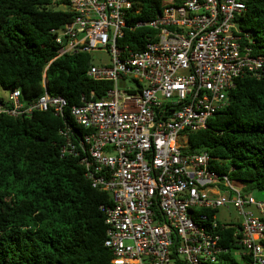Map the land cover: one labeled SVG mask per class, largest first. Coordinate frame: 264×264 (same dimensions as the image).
<instances>
[{
  "label": "built area",
  "instance_id": "1",
  "mask_svg": "<svg viewBox=\"0 0 264 264\" xmlns=\"http://www.w3.org/2000/svg\"><path fill=\"white\" fill-rule=\"evenodd\" d=\"M62 1L71 15L51 29L55 58L104 51L109 61L89 66L87 76L111 87L71 106L47 91L23 102L11 89L0 115L51 110L81 128L64 125L59 153L77 158L91 187L111 197L99 206L110 264H222L228 250L219 230L228 227L235 228L234 256L264 264V200L212 170L208 152H185L187 133L224 109L237 80L263 75L264 56L238 23L246 0H161L151 20L130 27L153 31L138 49L118 43L134 0ZM229 206L239 221L219 222L215 212Z\"/></svg>",
  "mask_w": 264,
  "mask_h": 264
},
{
  "label": "trees",
  "instance_id": "2",
  "mask_svg": "<svg viewBox=\"0 0 264 264\" xmlns=\"http://www.w3.org/2000/svg\"><path fill=\"white\" fill-rule=\"evenodd\" d=\"M64 4L0 0V87L20 90L23 102L47 91L77 105L82 97L100 99L111 87L110 82L87 76L94 64L91 53L55 58L51 29L70 21L71 14L57 8ZM161 7V0H134L128 28L118 43L142 47L153 31L130 27L134 21L151 20ZM238 23L251 31L252 51L264 56V0H246ZM65 124L82 133L68 116L51 110L0 115V264H110L99 206L111 203V197L91 187L77 158L60 156ZM200 151L208 152L210 168L226 174L243 195L264 192V72L259 78L237 80L224 109L206 128L187 133L185 152ZM219 231L228 250L222 264H239V256H234L235 228Z\"/></svg>",
  "mask_w": 264,
  "mask_h": 264
},
{
  "label": "rangeland",
  "instance_id": "3",
  "mask_svg": "<svg viewBox=\"0 0 264 264\" xmlns=\"http://www.w3.org/2000/svg\"><path fill=\"white\" fill-rule=\"evenodd\" d=\"M58 9H66V4L64 5H57ZM93 57V63L94 64H101V63H107L109 61L108 55L104 51H95L91 53ZM128 85L131 88H135V84L133 82H129ZM8 94V90L3 89L0 87V97L5 98ZM254 197L257 200H264V192H254ZM215 216L217 220L221 223H232L234 221H239V216L236 215V211L233 207L229 206L228 209L226 208H220L215 212ZM239 264H247L243 262L239 257H236Z\"/></svg>",
  "mask_w": 264,
  "mask_h": 264
}]
</instances>
